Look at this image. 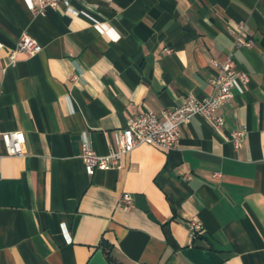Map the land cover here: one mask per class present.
Returning a JSON list of instances; mask_svg holds the SVG:
<instances>
[{
  "label": "crops",
  "instance_id": "obj_1",
  "mask_svg": "<svg viewBox=\"0 0 264 264\" xmlns=\"http://www.w3.org/2000/svg\"><path fill=\"white\" fill-rule=\"evenodd\" d=\"M32 5L0 0V133L26 136L19 156L0 137V264H88L103 242L112 264H264V0ZM24 30L42 49L10 63ZM229 54L250 79L218 109L222 126L194 115L177 148L144 144L122 168L86 171L84 135L107 154L141 110L212 93V59Z\"/></svg>",
  "mask_w": 264,
  "mask_h": 264
},
{
  "label": "built area",
  "instance_id": "obj_2",
  "mask_svg": "<svg viewBox=\"0 0 264 264\" xmlns=\"http://www.w3.org/2000/svg\"><path fill=\"white\" fill-rule=\"evenodd\" d=\"M69 0H40L41 7L32 5L34 10L43 11L44 6L58 7L61 2ZM244 26L239 25L236 36V44L239 46H249L252 39H247L243 34ZM4 44L0 41V47ZM42 49L38 40L27 31H22L17 38L16 45L9 50L8 57L10 63H16L19 52L34 54ZM170 50V49H168ZM212 62L219 67L216 74L208 78V82L213 86V92L199 98L193 93H188L183 101L173 107L164 108L158 112L152 108H145L138 114L130 117L127 125L119 132L118 140L111 146L107 154H99L93 147L89 136L82 138V159L85 169L89 174H93L96 169L122 168V158L124 154L134 148L147 144L158 148L170 150L177 148L183 134V125L188 123L194 115L205 117L216 127L225 123L224 117L218 113V109L229 102L233 97L232 88L235 85H246L250 79V74L246 70H236L233 64L232 55L229 54L223 60L213 58ZM73 79L78 78L73 74ZM247 133V127L240 125L232 130L231 140L236 148H240ZM4 142L6 153L9 155H23L25 152L26 136L23 130L15 129L0 133ZM214 176H221V172H214ZM184 177L190 178V174ZM126 202H132L133 196L124 193L122 196ZM190 230L193 235L204 231L202 223L193 219L190 222Z\"/></svg>",
  "mask_w": 264,
  "mask_h": 264
},
{
  "label": "water",
  "instance_id": "obj_3",
  "mask_svg": "<svg viewBox=\"0 0 264 264\" xmlns=\"http://www.w3.org/2000/svg\"><path fill=\"white\" fill-rule=\"evenodd\" d=\"M136 203L142 207L144 210L149 211V206L147 202L145 201L144 196L137 195L135 197ZM152 217V216H151ZM88 264H112L108 259L105 257L103 250L98 249L95 254L92 256L91 260Z\"/></svg>",
  "mask_w": 264,
  "mask_h": 264
},
{
  "label": "trees",
  "instance_id": "obj_4",
  "mask_svg": "<svg viewBox=\"0 0 264 264\" xmlns=\"http://www.w3.org/2000/svg\"><path fill=\"white\" fill-rule=\"evenodd\" d=\"M102 249L104 250V252L106 253V255L109 258V245L107 244V242H103Z\"/></svg>",
  "mask_w": 264,
  "mask_h": 264
}]
</instances>
